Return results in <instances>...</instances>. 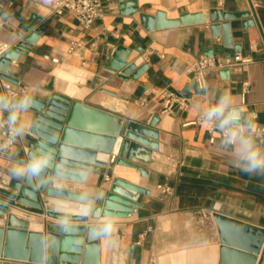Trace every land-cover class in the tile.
Wrapping results in <instances>:
<instances>
[{
  "label": "crops",
  "instance_id": "obj_1",
  "mask_svg": "<svg viewBox=\"0 0 264 264\" xmlns=\"http://www.w3.org/2000/svg\"><path fill=\"white\" fill-rule=\"evenodd\" d=\"M51 1L12 0L10 7L1 8L5 12V18L0 19L2 53L28 33L21 26L31 14L40 18L36 25L44 28L30 49L10 59L6 75L12 81L0 77V96L11 102L24 95L40 99L52 93L67 96L106 112L80 106V115L92 126L87 128L106 133L127 121L148 124L157 116L153 128L158 133V148L152 149L146 162L130 160L144 173L116 163L110 153L106 166L81 168V174H73L80 180L51 176L52 187L94 199L93 203L81 202L88 211L86 219L66 220L14 207L43 223L98 228L106 221L113 223L110 234L97 238L98 264H218L221 243L213 214L264 228V175H250L237 168L233 146L221 144L217 128L211 130L203 122L185 123L230 90L238 104L246 107L244 116L254 113L256 123L264 125V0H135V9L120 8L117 0H102L104 14L88 28L80 26L71 11L53 12ZM213 9L249 11L248 19L253 18L254 23L243 25L241 17L210 20ZM157 10L164 11L167 18L189 13L204 20L147 29L141 13L155 14ZM71 41L77 44L70 52ZM224 43L238 45L229 57L238 54L240 58L231 60L229 66L211 69L205 87H199L190 68L209 50L223 60L228 55L220 48ZM119 45L130 49L125 65L134 63L127 78L110 63ZM143 64L146 66L131 76ZM245 82L248 91L242 103ZM5 84L15 96L8 95ZM165 91L173 92L182 102L171 100ZM34 111L30 108L21 115L26 131L18 136L14 148L0 157V187L7 188L6 183L17 178L13 169L21 164ZM7 115L5 112L0 119ZM255 139L264 148V140ZM115 177L147 188L149 193L142 195L141 206L130 215H92ZM159 185L169 189L162 191ZM0 225L6 228L1 214ZM4 239L5 231L2 243ZM263 245L264 240L255 264ZM230 264L242 261L234 259Z\"/></svg>",
  "mask_w": 264,
  "mask_h": 264
},
{
  "label": "water",
  "instance_id": "obj_2",
  "mask_svg": "<svg viewBox=\"0 0 264 264\" xmlns=\"http://www.w3.org/2000/svg\"><path fill=\"white\" fill-rule=\"evenodd\" d=\"M117 1L120 8H136L135 0ZM4 13L0 9V16H4ZM249 14V11L213 9L209 19L241 17L244 18L243 25L252 24L254 19H248ZM140 18L147 29L204 20L203 17L189 13L182 14L180 18H167L162 10H157L155 14L141 13ZM39 20L38 16L31 14L21 26L28 33L0 55L1 78L12 81L6 75L10 59L31 48V43L44 28L36 25ZM31 28L32 31H29ZM220 48L228 57L233 50H238V45L230 47L224 43ZM129 50L119 45L114 49L110 62L115 68H120L123 78H127L134 68V63L125 65ZM206 54L213 55V50ZM145 66L143 64L131 76H136ZM33 98L36 101L32 107L35 111L30 121V136L22 148L20 163H26L41 145H45L46 150H51L52 159L39 176L11 178L6 183L7 188L0 187V214L5 216L6 223L5 229L0 225V256L3 257L0 264H98V241L91 234V230L98 227L43 223L38 217L14 206L30 208L38 213L66 220L86 219L88 211L81 206V202L93 203L94 199L54 188L49 184V178L59 176L80 180V177L73 174H81V168L106 166L110 153L115 156L116 163L136 167L144 173L140 165L130 160L136 158L146 162L152 149L158 148V133L153 128L158 117H152L148 124L127 121L116 131L106 133L87 128L92 126L80 115V106L106 114L104 111L85 106L58 93H52L47 98ZM148 193L147 188L115 177L100 206H94L91 213L101 216L130 215L141 206L142 195ZM213 217L221 243L218 264H230L234 259H241L242 264H255L256 254L264 240V228L219 213H214ZM4 231L5 239L2 243ZM258 264H264V245Z\"/></svg>",
  "mask_w": 264,
  "mask_h": 264
},
{
  "label": "clouds",
  "instance_id": "obj_3",
  "mask_svg": "<svg viewBox=\"0 0 264 264\" xmlns=\"http://www.w3.org/2000/svg\"><path fill=\"white\" fill-rule=\"evenodd\" d=\"M3 18L5 17L0 16V19ZM35 104L36 101L30 95H24L15 102L0 96V117L5 112L8 113L6 120L0 119V127L7 125L10 132L9 142L26 131L25 123L21 122V115ZM246 111V107L238 104L228 90L216 103L203 109V125L207 128H218L222 135L221 144L225 147L233 146L232 155L237 168L250 175H264V148L258 146L255 139L261 126L256 123L254 113L245 117ZM51 159V150H46V146L41 145L26 163H21L13 169V174L17 177H37L49 166ZM113 226V223L106 221L101 228H93L91 234L97 238L101 235L107 236Z\"/></svg>",
  "mask_w": 264,
  "mask_h": 264
},
{
  "label": "built area",
  "instance_id": "obj_4",
  "mask_svg": "<svg viewBox=\"0 0 264 264\" xmlns=\"http://www.w3.org/2000/svg\"><path fill=\"white\" fill-rule=\"evenodd\" d=\"M12 5V0H2L0 1V9L5 7H10ZM51 10L55 13H62L64 10L71 11L77 22L83 28H88L96 19L100 18L104 14V4L102 0H52L51 1ZM77 43L75 41L70 42L69 51L71 52L74 49V46ZM2 54V49L0 50V55ZM240 56L235 54L233 57H225L223 60L215 57L214 55H201L199 56L192 67L190 72L193 74V77L198 82L199 87H205L206 84V75L211 69H217L224 66H229L232 64L231 60H238ZM247 82L244 83V88L241 94V102H245V95L248 91ZM4 88L9 96H15L14 92L9 84H5ZM171 100H177L182 102L173 92H164ZM142 104L144 101L141 102ZM203 114V113H202ZM202 114L197 116L195 119H192L185 124H201ZM6 120V118H3ZM261 130L257 132L256 136L259 139L264 140V125H260ZM211 130L215 128H210ZM218 129V128H217ZM219 130V129H218ZM220 132V130H219ZM10 132L6 124L0 127V157H3L9 153L15 146L17 138L9 142ZM108 179V178H107ZM161 187L162 191H167L168 187Z\"/></svg>",
  "mask_w": 264,
  "mask_h": 264
},
{
  "label": "bare ground",
  "instance_id": "obj_5",
  "mask_svg": "<svg viewBox=\"0 0 264 264\" xmlns=\"http://www.w3.org/2000/svg\"><path fill=\"white\" fill-rule=\"evenodd\" d=\"M99 122H100V120H99ZM101 123V122H100ZM95 125H96V123H95ZM104 126H105V124H104ZM112 126V125H111ZM101 127H103V126H101ZM17 217V216H16ZM16 217H12V219H16L17 220V218Z\"/></svg>",
  "mask_w": 264,
  "mask_h": 264
}]
</instances>
